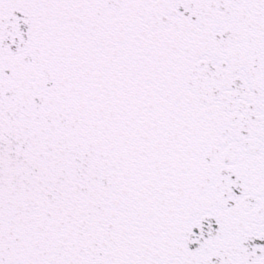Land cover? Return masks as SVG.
<instances>
[{
	"label": "snow or ice",
	"instance_id": "obj_1",
	"mask_svg": "<svg viewBox=\"0 0 264 264\" xmlns=\"http://www.w3.org/2000/svg\"><path fill=\"white\" fill-rule=\"evenodd\" d=\"M0 264H264V0H0Z\"/></svg>",
	"mask_w": 264,
	"mask_h": 264
}]
</instances>
